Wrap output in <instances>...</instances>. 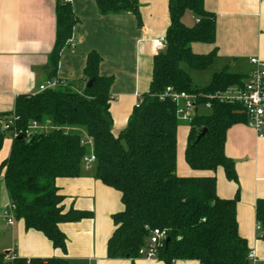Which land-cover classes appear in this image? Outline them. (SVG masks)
<instances>
[{
	"label": "trees",
	"instance_id": "16d2710c",
	"mask_svg": "<svg viewBox=\"0 0 264 264\" xmlns=\"http://www.w3.org/2000/svg\"><path fill=\"white\" fill-rule=\"evenodd\" d=\"M55 42L49 55L51 78L55 76L62 51L69 45L77 24L70 0H53ZM100 15L130 14L140 27L139 0H93ZM166 47L152 59L151 80L130 114L125 128L114 136L109 113L111 77L99 75L101 58L91 52L83 70L90 89L77 93L69 88L19 95L11 114H0V122L10 115L16 120L8 132L0 128V150L7 135L21 132L23 139H11L8 157L0 164L14 219L25 230L41 233L54 249L66 252V240L59 226L90 219V212L66 209L59 195L58 179L79 177L82 158L94 156V178L120 195L122 210L112 216L113 233L107 241L108 259H139L154 230L166 238L153 248L163 264L194 261L198 264H250L249 249L238 233L236 205L232 199L216 195V172L222 170L230 182H237L234 163L224 154L227 130L247 123L244 109L236 103H214L206 113H197L187 122L183 159L193 172L188 177L176 173V106L161 98L166 88L202 97L204 94L242 87L247 76L233 74L225 67L212 75L208 85L196 87L187 72H203L213 64L217 51L194 54L192 43L214 44L215 15L205 11L203 0H169ZM186 13L196 23L183 24ZM187 69H185L184 67ZM36 123L44 131L29 138L24 131ZM205 129L206 133L195 142ZM14 220V221H15ZM255 220L259 239L264 240V199L257 200ZM0 264H72L63 258L20 259Z\"/></svg>",
	"mask_w": 264,
	"mask_h": 264
},
{
	"label": "crops",
	"instance_id": "0c3cea01",
	"mask_svg": "<svg viewBox=\"0 0 264 264\" xmlns=\"http://www.w3.org/2000/svg\"><path fill=\"white\" fill-rule=\"evenodd\" d=\"M169 0H139L141 25L130 14L102 16L93 0H70L77 24L69 45L62 51L57 72L50 76L49 55L55 42L53 0H0V114H11L19 95L36 94L47 81L59 80L80 93L86 88L83 70L89 53L101 58L99 75L111 77L109 113L111 132L117 136L126 126L134 106L148 92L155 54L151 41L165 37L169 25ZM205 11L215 15L214 44L192 43L194 54L206 55L216 49L210 78L227 68L230 73L248 76L253 58L264 61V0H203ZM187 27L196 23L186 13ZM208 69V70H209ZM209 81L201 86L205 87ZM198 87V86H196ZM188 131V126L186 127ZM5 141V140H4ZM0 150V164L8 157L11 141ZM224 154L234 163L237 182L216 172V195L232 199L238 193L236 220L255 262L264 264V240L259 239L255 220L257 200L264 199V125L262 137L250 127L238 124L226 132ZM193 175L183 169L180 177ZM66 209L90 212L92 217L59 226L66 240V252L54 249L39 232L25 230L23 222L8 226L2 210L9 204L0 172V254L20 259L63 258L72 264H163L157 259L111 260L107 241L113 233L112 216L122 210L120 195L94 178L93 166L81 169L74 179L55 182ZM174 264H198L176 261Z\"/></svg>",
	"mask_w": 264,
	"mask_h": 264
},
{
	"label": "built area",
	"instance_id": "2783aa9c",
	"mask_svg": "<svg viewBox=\"0 0 264 264\" xmlns=\"http://www.w3.org/2000/svg\"><path fill=\"white\" fill-rule=\"evenodd\" d=\"M166 42L164 38L155 39L151 41L152 52L157 55L164 51ZM252 69L247 76V79L242 87H231L224 91H217L214 93L204 94L202 97L188 94L185 92H177L172 88H166L161 98L170 100L176 106V115L180 121L189 122L195 114L204 113L211 109L214 103H236L239 104L245 111L247 116L246 126L253 129L259 137H262V130L264 125V61L253 58L250 60ZM68 88L67 84L59 80L47 81L38 87V93L46 90ZM112 101L113 98L110 97ZM140 103V101H139ZM16 118L10 115L0 122L2 131L8 132L14 124ZM44 131L42 126L36 123L30 124L24 131V137L30 136ZM22 136L21 132H13L10 136L11 139ZM84 143L89 148V153L82 158V167L85 170L92 168L94 164V156L91 150V142L88 138L84 139ZM14 210L15 208L8 204L2 210V217L6 220L7 225L10 227L14 224ZM166 238L165 232L154 230L149 239L148 247L139 250L138 255L144 259H156L153 250L156 244H160ZM15 257L8 255L5 261H12ZM250 262H255V254L250 252L248 254Z\"/></svg>",
	"mask_w": 264,
	"mask_h": 264
},
{
	"label": "rangeland",
	"instance_id": "374dc122",
	"mask_svg": "<svg viewBox=\"0 0 264 264\" xmlns=\"http://www.w3.org/2000/svg\"><path fill=\"white\" fill-rule=\"evenodd\" d=\"M183 67H184V65H183ZM187 72L189 73L193 84L195 86L201 87L209 81L210 72H212V69H209V70H206L203 72H196V71L187 70ZM204 113H206V112H204ZM187 126H188L187 122H183V121L179 120V128L177 131V160H176V173H177V175H181V171L183 169L187 168V170H190L187 167V165L183 159V151H184L185 146H186V135H187V128L186 127ZM9 141H11V137L9 135H7V137L4 141V144L7 145ZM5 262H7V261H5Z\"/></svg>",
	"mask_w": 264,
	"mask_h": 264
},
{
	"label": "water",
	"instance_id": "95a60500",
	"mask_svg": "<svg viewBox=\"0 0 264 264\" xmlns=\"http://www.w3.org/2000/svg\"><path fill=\"white\" fill-rule=\"evenodd\" d=\"M92 83H93V80H89V81L87 82V84H86V88H87V89H90L91 86H92ZM205 133H206V130L203 129L202 132L198 135V137H197V139H196L195 142H198L199 139H200ZM17 139H18V140H22L23 138H22V136H18Z\"/></svg>",
	"mask_w": 264,
	"mask_h": 264
}]
</instances>
